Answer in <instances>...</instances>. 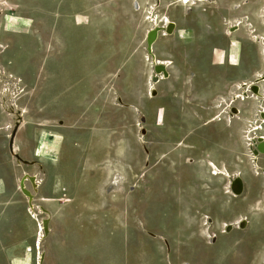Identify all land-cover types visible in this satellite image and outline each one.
<instances>
[{"label":"rangeland","instance_id":"rangeland-1","mask_svg":"<svg viewBox=\"0 0 264 264\" xmlns=\"http://www.w3.org/2000/svg\"><path fill=\"white\" fill-rule=\"evenodd\" d=\"M193 1L0 10V63L24 88L18 126L0 105V264H37L39 252L42 264H264V149L251 142L264 110L250 87L264 76V0ZM244 17L255 35L234 29ZM152 21L154 53L171 62L160 82L166 70L150 75L145 54ZM25 172L50 215L40 250L48 214L27 208Z\"/></svg>","mask_w":264,"mask_h":264},{"label":"bare ground","instance_id":"bare-ground-1","mask_svg":"<svg viewBox=\"0 0 264 264\" xmlns=\"http://www.w3.org/2000/svg\"><path fill=\"white\" fill-rule=\"evenodd\" d=\"M195 3L197 2H209V0H194ZM193 1V2H194ZM170 19H168L163 25L166 27L167 24H170ZM246 23L245 25L247 26L246 27V30L245 32L247 33H250L254 30V35L256 34L257 30H258V26H256V24H253V22L250 20L249 17H244L243 18V21L241 22H238L237 24H235L234 26V29L237 28V33L241 32V24H244ZM155 25L154 21H152V28L153 26ZM157 24L155 25L154 29L151 30L150 32H152L153 36L151 38V40L148 41V44L146 45V58L148 61H152V64L154 66V70L153 71H150V75L153 74V76L155 75L156 71H160L159 68H161L162 70H166V74H164V76L162 75H159L157 77V80L160 82L161 80L163 79H169L170 78V72L168 70V66L171 64V62L169 61H160L158 60L156 54L154 53V49H153V44L154 43H157L158 42V31L159 29L157 28ZM171 26V24L169 25ZM232 26V27H233ZM163 28V27H161ZM170 28V27H169ZM167 31V30H166ZM260 38V37H259ZM263 39V38H262ZM259 41V40H258ZM257 41V42H258ZM263 41V40H262ZM256 42V43H257ZM264 44V43H263ZM5 51V46L3 44H0V54L3 53ZM157 66H161V67H157ZM2 66V64L0 63V67ZM152 66V65H151ZM5 73V72H4ZM9 74V77L7 76L6 77V81H7V85L9 84L10 87H6L5 89V92L6 94L3 95V97H0V105H1V108L3 109V111L7 114V115H10L13 119V124L12 125H9L8 128L14 126V128L16 126H18L21 122H22V119H23V110H21L17 104V101L15 99V96L16 95H19V92H20V89L22 87H20V83H21V79L19 78H15L13 74H11L10 72H7ZM159 73V72H157ZM160 74V73H159ZM162 76V77H161ZM156 77V76H155ZM154 81L156 83V80H154V78L151 80V87H154ZM18 82H20L18 84ZM261 83H264V76H262L261 78H258L257 80H255V82L253 81V84L250 85L251 90L253 89L254 90V87L256 86L257 89H255L253 92H254V98H253V101L257 100V106H258V111H260V114L261 112L264 110V104H262L263 102V99H264V93H262L260 90V87H262ZM13 86V87H12ZM116 95L118 96V103L120 104L121 107H124V108H135L134 106H132L131 104L129 103H126L123 98L116 92ZM246 95V93H245ZM251 100V99H250ZM252 102V101H250ZM231 104L229 106V108H231ZM136 111V110H135ZM232 113H234V109L232 110ZM239 113V112H238ZM241 113V112H240ZM259 114V113H258ZM139 115L141 116V113L139 112ZM258 119L261 121L258 123V125L261 124V127H254L255 130H259L260 128H262V124H264V113L261 114V116H257ZM246 118V117H244ZM264 128V127H263ZM254 130V131H255ZM257 138L255 139H252L251 142L254 144H256V148H257V152L259 153V155L262 154V150L264 149V135L262 134H259L257 133ZM13 135V134H12ZM18 136V135H17ZM252 135H250L251 137ZM252 138V137H251ZM263 147V148H262ZM10 148L12 149V152H16V144L14 143L13 145H10ZM254 153L256 154V152L254 151ZM149 154V153H148ZM18 157V156H16ZM254 162H256V160H254ZM20 165H27V166H30V167H34L35 169H42V165L39 161H27V160H21L19 161ZM255 165V163H253ZM257 167H258V163H257ZM260 170V169H258ZM225 171V170H224ZM224 174V172H223ZM229 175V174H228ZM19 181H18V189L21 190L23 193H24V198L26 200V204H27V208H29L34 214H37L38 217L40 216H43V215H47V217H44V218H39L40 219V227H41V231L42 233H40V236H39V240H38V249L40 250L41 249V245H42V242L46 239L47 237V234L50 233V215L49 213L46 211V209H44L42 206H39V205H35V203L33 202V199L35 198L36 194H37V190H38V187H39V183L37 182L38 178L37 176L35 175H31L30 173H24L21 177H19ZM228 179L229 181H232V177L231 175L228 176ZM238 180V179H237ZM239 181H240V178H239ZM237 182V181H236ZM238 184V182L236 183ZM233 192V191H232ZM241 221L238 223V226H239V229L241 228V230L247 228L248 226V222L247 221ZM209 225V224H208ZM229 228H233L234 230V224H230V226L228 227ZM212 238V237H211ZM216 239V237L212 238V241H214ZM214 243V242H213ZM39 258H38V261H37V264H42V261L44 262V256L41 257V252H39ZM45 255V254H44Z\"/></svg>","mask_w":264,"mask_h":264},{"label":"built area","instance_id":"built-area-1","mask_svg":"<svg viewBox=\"0 0 264 264\" xmlns=\"http://www.w3.org/2000/svg\"><path fill=\"white\" fill-rule=\"evenodd\" d=\"M8 5H9V4H8L7 0H0V10H9V6H8ZM8 17H9L8 15H5L4 18H3V20H5V22H6V19H7ZM4 72H5V73H4ZM7 76L9 77V74L7 73V71L5 70V68H4L3 66H1V67H0V97H3V95L6 94V92H5L6 87H10L9 84L7 85V81H6V77H7ZM14 77H15V76H14ZM15 78H16V77H15ZM19 83H20V82H18V84H19ZM19 86L22 87V88L20 89V92H19V94H20L21 92H23L24 88H23V86L21 85V83H20ZM222 103L225 105L224 102H222ZM222 103H221V105H222ZM237 107L240 108V109H242V108L240 107V105H238V104H237ZM225 109H226V108H225ZM225 109L222 110V112H226ZM242 111L244 112V109H243ZM216 116H219V114L216 115ZM224 116H225V115H224Z\"/></svg>","mask_w":264,"mask_h":264},{"label":"crops","instance_id":"crops-1","mask_svg":"<svg viewBox=\"0 0 264 264\" xmlns=\"http://www.w3.org/2000/svg\"><path fill=\"white\" fill-rule=\"evenodd\" d=\"M8 4H9V6L11 8H15V6L18 5V7L20 8L19 10H21V11H25L27 9V0H18L17 4L13 3V2H10V3L8 2ZM34 5H35V10H37V11H42V12L43 11H48V8L44 7V4H43L42 0L40 1V3H39V0H35V4ZM40 20H41V22H43L42 18ZM6 148H7V145H6ZM36 150H37V147H36V144H35V146L32 149V154H34V156H37L36 155Z\"/></svg>","mask_w":264,"mask_h":264},{"label":"flooded vegetation","instance_id":"flooded-vegetation-1","mask_svg":"<svg viewBox=\"0 0 264 264\" xmlns=\"http://www.w3.org/2000/svg\"><path fill=\"white\" fill-rule=\"evenodd\" d=\"M241 47V46H240ZM239 47V48H240ZM225 50L227 51V46L225 45V46H223V48H222V51L223 52H225ZM214 51H216V49L215 50H212V53H211V57L213 58V54H214ZM211 63H213V61L211 62ZM205 125V124H204Z\"/></svg>","mask_w":264,"mask_h":264},{"label":"water","instance_id":"water-1","mask_svg":"<svg viewBox=\"0 0 264 264\" xmlns=\"http://www.w3.org/2000/svg\"><path fill=\"white\" fill-rule=\"evenodd\" d=\"M158 118V110H157V113H156V119ZM14 134H15V132L13 133V136H12V138H11V143H12V139H13V137H14ZM1 172V171H0Z\"/></svg>","mask_w":264,"mask_h":264}]
</instances>
